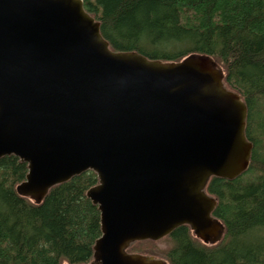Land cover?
<instances>
[{
  "label": "water",
  "instance_id": "95a60500",
  "mask_svg": "<svg viewBox=\"0 0 264 264\" xmlns=\"http://www.w3.org/2000/svg\"><path fill=\"white\" fill-rule=\"evenodd\" d=\"M248 108L214 58L115 52L83 0H0V160L28 165L36 205L88 171L101 214L90 264H168L130 253L188 226L208 246L225 226L207 192L250 168Z\"/></svg>",
  "mask_w": 264,
  "mask_h": 264
},
{
  "label": "trees",
  "instance_id": "16d2710c",
  "mask_svg": "<svg viewBox=\"0 0 264 264\" xmlns=\"http://www.w3.org/2000/svg\"><path fill=\"white\" fill-rule=\"evenodd\" d=\"M83 2L113 51L166 63L210 56L248 108L249 170L234 181L212 178L207 187L218 200L213 216L225 226L222 241L205 245L183 226L164 239L173 246L157 257L168 264H264V0ZM28 173L15 156L0 160V264H90L102 236L101 214L87 198L97 175L75 177L36 205L17 192ZM155 244L140 242L129 252L156 257Z\"/></svg>",
  "mask_w": 264,
  "mask_h": 264
},
{
  "label": "rangeland",
  "instance_id": "374dc122",
  "mask_svg": "<svg viewBox=\"0 0 264 264\" xmlns=\"http://www.w3.org/2000/svg\"><path fill=\"white\" fill-rule=\"evenodd\" d=\"M172 246H173V243H171L169 240H163V241H160V242L156 243L154 245L156 250H158L156 257L157 256H162V255L159 254V252L168 251ZM142 249H145V251H148L150 248H142ZM130 253H136V252H130ZM139 253L143 254V253H146V252L140 251ZM146 255H147V253H146ZM157 258H161V257H157ZM161 259H163V258H161Z\"/></svg>",
  "mask_w": 264,
  "mask_h": 264
}]
</instances>
